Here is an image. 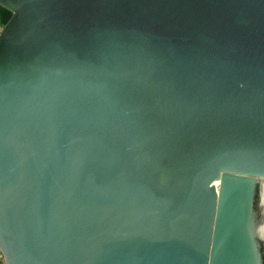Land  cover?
<instances>
[{
	"label": "water",
	"instance_id": "1",
	"mask_svg": "<svg viewBox=\"0 0 264 264\" xmlns=\"http://www.w3.org/2000/svg\"><path fill=\"white\" fill-rule=\"evenodd\" d=\"M0 264H264V0H0Z\"/></svg>",
	"mask_w": 264,
	"mask_h": 264
},
{
	"label": "bare ground",
	"instance_id": "2",
	"mask_svg": "<svg viewBox=\"0 0 264 264\" xmlns=\"http://www.w3.org/2000/svg\"><path fill=\"white\" fill-rule=\"evenodd\" d=\"M262 195H263V200H264V181H263V184H262ZM263 234H264V230H263ZM263 239H264V235H263Z\"/></svg>",
	"mask_w": 264,
	"mask_h": 264
},
{
	"label": "rangeland",
	"instance_id": "3",
	"mask_svg": "<svg viewBox=\"0 0 264 264\" xmlns=\"http://www.w3.org/2000/svg\"><path fill=\"white\" fill-rule=\"evenodd\" d=\"M0 263H2V258H1V255H0Z\"/></svg>",
	"mask_w": 264,
	"mask_h": 264
},
{
	"label": "built area",
	"instance_id": "4",
	"mask_svg": "<svg viewBox=\"0 0 264 264\" xmlns=\"http://www.w3.org/2000/svg\"><path fill=\"white\" fill-rule=\"evenodd\" d=\"M2 29V27L0 26V30Z\"/></svg>",
	"mask_w": 264,
	"mask_h": 264
}]
</instances>
